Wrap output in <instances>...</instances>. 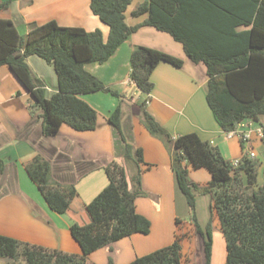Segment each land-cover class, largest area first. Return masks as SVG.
I'll return each instance as SVG.
<instances>
[{"label":"trees","instance_id":"obj_1","mask_svg":"<svg viewBox=\"0 0 264 264\" xmlns=\"http://www.w3.org/2000/svg\"><path fill=\"white\" fill-rule=\"evenodd\" d=\"M131 2L90 0L92 13L109 28L106 39L99 29L62 26L55 20L36 25L21 35L10 19L0 18V66L7 64L33 97L41 110L45 136L56 135L62 124L77 131L93 130L97 113L81 95L96 91L118 95L87 71L85 65L108 60L139 27L125 23L124 13ZM3 5L0 3V8ZM142 13L147 14L144 24L169 33L193 62L205 65L206 102L223 131L234 130L245 119L264 116V0H144L131 12L135 16ZM238 26L246 29L237 30ZM30 55L53 66L57 89L49 97L25 61ZM160 62L175 67L183 63L155 48L137 46L132 50L130 78L143 93L152 90L150 75ZM140 107L141 123L168 149L175 182L193 209L195 232L203 239L204 264H210L214 221L225 239L224 264H264V171L259 184L257 161L243 155L233 166L210 141L194 132L173 137L145 109L144 102ZM120 119L117 106L107 118L115 134V151L126 161H133L138 170L131 177V189L123 166L116 161L105 166L107 185L85 205L89 222L72 223L69 228L81 253L50 249L0 234V258L21 256L25 264H85L87 256L98 248L132 233H149V219L135 209V198L144 194L139 176L140 165L144 164L142 151L127 141ZM3 166L0 159V173ZM25 167L48 207L57 213L66 212L77 194L75 187L53 181L50 164L40 155H35ZM189 167L204 168L211 175L204 185L192 184L210 196L204 228L197 221L194 195L187 180ZM184 236L175 233L169 245L127 264H183Z\"/></svg>","mask_w":264,"mask_h":264},{"label":"crops","instance_id":"obj_2","mask_svg":"<svg viewBox=\"0 0 264 264\" xmlns=\"http://www.w3.org/2000/svg\"><path fill=\"white\" fill-rule=\"evenodd\" d=\"M143 1L132 0L124 13L129 27H139L108 60L85 65V69L105 87L118 94L96 91L81 95L97 113L93 130L77 131L62 124L56 135L45 136L41 128V110L35 105L33 97L7 64L0 66V159L4 165L0 173V234L50 249L81 253L69 228L72 223L89 222L85 205L107 185L105 166L112 161L123 166L131 189V177L138 170L133 161H126L115 151V134L107 118L117 106L121 110L123 134L134 148H141L142 151L144 164L140 165L139 176L144 194L135 198V209L149 219L150 231L147 234L132 233L96 249L87 256L85 264H127L138 256L169 244L176 231V220L183 222L176 213L179 193L170 154L164 143L141 123L140 105L143 102L145 109L173 137L194 132L201 139L216 145L229 162L252 151V159L257 161V182L262 183L264 139L257 136L256 130L264 128V116L243 120L236 125L233 134L223 131L206 102L208 77L205 65L193 62L182 44L169 33L144 24L146 13L131 14ZM89 2L0 0L4 3L0 8V18L10 19L21 35L36 25L55 20L62 26H78L89 31L99 29L106 39L109 28L92 13ZM236 29L244 30L246 27L238 26ZM137 46L171 54L183 61L182 66L158 63L150 75L153 88L145 94L130 78V54ZM25 61L33 76L42 81L45 94L49 97L57 89L53 66L36 55L27 56ZM246 132H249L250 138L243 141L241 136ZM35 155L49 162L53 181L75 187L77 194L71 199L66 212L51 210L30 179L25 166ZM188 178L204 185L211 175L204 168L189 167ZM202 203L204 205V201ZM206 210L209 215L208 202ZM0 264L25 262L17 257H1Z\"/></svg>","mask_w":264,"mask_h":264},{"label":"rangeland","instance_id":"obj_3","mask_svg":"<svg viewBox=\"0 0 264 264\" xmlns=\"http://www.w3.org/2000/svg\"><path fill=\"white\" fill-rule=\"evenodd\" d=\"M51 68L53 69V67ZM116 137L117 140H119L120 135L117 134ZM187 180L192 187V192L195 200V211L196 208H198V212L196 213L197 221L200 224V226L204 228L209 218V215L207 214V210H206V203L208 202V206H209L210 196L208 193H203L198 189H194L192 185L194 182L189 180L188 176H187ZM177 189L179 195L177 197V202H176V209H177L176 213L177 216L184 223L179 222L178 224H176L175 233L185 234L184 238L181 241L182 262L183 264H204L203 239L195 232V226L193 225V220H192V216L194 213L193 209L189 206L185 195L181 192L178 186ZM205 198H207V201H205ZM203 201H204V205L202 203ZM171 223L173 226L175 225L173 221H171ZM165 236L167 237L168 235ZM172 241L173 239L171 240V242ZM171 242H169V244ZM225 256H226L225 239L223 238V235L220 232V230L217 229L216 222L214 221L212 228V249H211L210 264H224ZM17 258L23 260L21 256H17Z\"/></svg>","mask_w":264,"mask_h":264},{"label":"built area","instance_id":"obj_4","mask_svg":"<svg viewBox=\"0 0 264 264\" xmlns=\"http://www.w3.org/2000/svg\"><path fill=\"white\" fill-rule=\"evenodd\" d=\"M233 133H234V130H232V131H228V134H229V135H230V134H233ZM256 134H257V136H259L260 138L264 139V128H263V127H259V128L256 130ZM249 138H250V134H249V132H246L245 134H243V135L241 136V139H242L243 141H248ZM247 156H248L249 158H253L254 153H253L252 151H250V152L247 154ZM238 163H239V159L232 161V165H233V166L238 165Z\"/></svg>","mask_w":264,"mask_h":264}]
</instances>
